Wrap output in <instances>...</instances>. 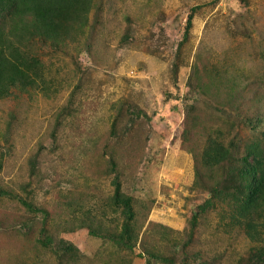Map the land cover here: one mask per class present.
Instances as JSON below:
<instances>
[{"label":"rangeland","instance_id":"rangeland-1","mask_svg":"<svg viewBox=\"0 0 264 264\" xmlns=\"http://www.w3.org/2000/svg\"><path fill=\"white\" fill-rule=\"evenodd\" d=\"M30 22L0 16L24 71L0 98V264H264V200L254 240L222 204L243 160L203 156H264V0H92L56 43ZM124 225L131 250L105 238Z\"/></svg>","mask_w":264,"mask_h":264},{"label":"trees","instance_id":"trees-1","mask_svg":"<svg viewBox=\"0 0 264 264\" xmlns=\"http://www.w3.org/2000/svg\"><path fill=\"white\" fill-rule=\"evenodd\" d=\"M92 0H0V16L5 18L6 15L15 18L25 17V15L30 16V29L26 27L14 26V31L20 32L21 29L26 32L31 33L32 36L45 38L50 40L51 43L59 42L63 36L67 35L73 28V23L77 29H83L86 26L87 14L89 13ZM75 27V28H76ZM13 27L11 28V30ZM0 42H3L2 36L0 35ZM7 49L0 47V98L7 95V87L9 82H14V79L19 74H24V71L18 70L17 64L21 66L23 64L17 63L16 56L13 54L15 51L12 42H9ZM25 68V66H23ZM27 69V68H26ZM20 84L27 85L29 81L27 76H21L19 80ZM31 83V80H30ZM203 156L206 158V162L209 166L220 165L223 169L228 163L234 164L241 163L242 160L244 165L240 166L239 170H233L230 176L237 177V184H234V179L230 180V186L235 191L236 195L234 199H224L225 201L232 200V205L230 204L231 211L236 207L239 210L236 215L234 213L230 217L234 220L232 223L241 227L244 230L245 235L254 240V235L258 234L256 227L247 220V213H251L254 206L260 204L261 200H264V156L261 151L258 150L256 144H252L246 150L245 156L241 160H235L234 155H231L223 147L210 146L206 148L203 152ZM199 174V172H198ZM228 178V177H226ZM247 181V183H246ZM221 184V183H220ZM226 188V187H225ZM212 194L214 193L211 189ZM230 203V202H229ZM117 205H121L124 208L126 218L132 217L130 199L125 198L124 200H117ZM25 206H29L25 203ZM212 203L209 207H213ZM235 210L233 212H235ZM130 228L128 225H124L123 229L120 231L119 235L115 236L109 235L105 237L112 241L118 246L126 247L131 250V246L125 239H129ZM44 245H56L51 238H47ZM60 247L57 245L60 252H65L67 248L65 242L60 241ZM64 245V246H63Z\"/></svg>","mask_w":264,"mask_h":264}]
</instances>
